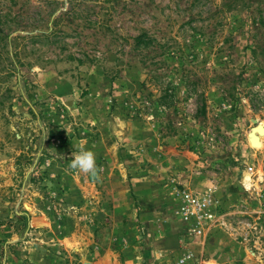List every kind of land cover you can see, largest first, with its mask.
<instances>
[{
  "label": "rangeland",
  "instance_id": "374dc122",
  "mask_svg": "<svg viewBox=\"0 0 264 264\" xmlns=\"http://www.w3.org/2000/svg\"><path fill=\"white\" fill-rule=\"evenodd\" d=\"M228 2L0 0V264H174L184 192L207 264H264V0Z\"/></svg>",
  "mask_w": 264,
  "mask_h": 264
},
{
  "label": "built area",
  "instance_id": "2783aa9c",
  "mask_svg": "<svg viewBox=\"0 0 264 264\" xmlns=\"http://www.w3.org/2000/svg\"><path fill=\"white\" fill-rule=\"evenodd\" d=\"M177 215L185 225L179 248L171 254L174 264H207L209 236L217 227L225 226L214 195L184 192Z\"/></svg>",
  "mask_w": 264,
  "mask_h": 264
},
{
  "label": "clouds",
  "instance_id": "9594fccd",
  "mask_svg": "<svg viewBox=\"0 0 264 264\" xmlns=\"http://www.w3.org/2000/svg\"><path fill=\"white\" fill-rule=\"evenodd\" d=\"M74 148L68 165L69 169L76 174H83L99 181L102 169L96 163L95 153L83 145H76ZM157 257H159V253H157ZM180 264H184V261L181 260Z\"/></svg>",
  "mask_w": 264,
  "mask_h": 264
},
{
  "label": "trees",
  "instance_id": "16d2710c",
  "mask_svg": "<svg viewBox=\"0 0 264 264\" xmlns=\"http://www.w3.org/2000/svg\"><path fill=\"white\" fill-rule=\"evenodd\" d=\"M229 2V9H230V11L231 10H233V8H236L237 7V2L238 1H240L239 3H243V4H248V2H249V0H228ZM263 19H264V17H263ZM262 26H264V20H262ZM137 44L138 45H144L146 48L147 47H151L152 46V44H153V40H150V39H148V40H146L145 38H143V37H139L138 39H137ZM23 157V156H22Z\"/></svg>",
  "mask_w": 264,
  "mask_h": 264
},
{
  "label": "water",
  "instance_id": "95a60500",
  "mask_svg": "<svg viewBox=\"0 0 264 264\" xmlns=\"http://www.w3.org/2000/svg\"><path fill=\"white\" fill-rule=\"evenodd\" d=\"M259 135L263 136L264 135V126L263 125H259L256 128H254L253 132L251 133V137L253 142L260 144V139H259Z\"/></svg>",
  "mask_w": 264,
  "mask_h": 264
},
{
  "label": "crops",
  "instance_id": "0c3cea01",
  "mask_svg": "<svg viewBox=\"0 0 264 264\" xmlns=\"http://www.w3.org/2000/svg\"><path fill=\"white\" fill-rule=\"evenodd\" d=\"M38 219H39V220H45V221H48V218H47V217H43V216L38 217ZM179 223H180L181 226L184 227V224H183L182 222H179ZM165 251H167V250H165ZM165 251H164V252H165ZM42 263L47 264L48 262H42ZM92 263H93V264H100V261H98V262H92Z\"/></svg>",
  "mask_w": 264,
  "mask_h": 264
},
{
  "label": "bare ground",
  "instance_id": "6f19581e",
  "mask_svg": "<svg viewBox=\"0 0 264 264\" xmlns=\"http://www.w3.org/2000/svg\"><path fill=\"white\" fill-rule=\"evenodd\" d=\"M261 145V144H260Z\"/></svg>",
  "mask_w": 264,
  "mask_h": 264
}]
</instances>
